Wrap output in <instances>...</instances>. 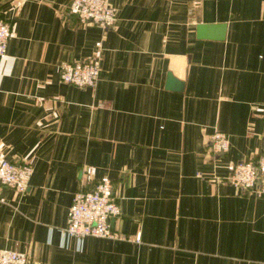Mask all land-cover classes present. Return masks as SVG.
<instances>
[{"label":"crops","instance_id":"1","mask_svg":"<svg viewBox=\"0 0 264 264\" xmlns=\"http://www.w3.org/2000/svg\"><path fill=\"white\" fill-rule=\"evenodd\" d=\"M108 1L106 28L70 0L0 6V150L34 160L25 192L0 183V248L30 264H264V198L226 180L264 152V0ZM93 55V86L60 80L61 61ZM215 129L230 145L212 156ZM84 164L111 179L129 238L62 233Z\"/></svg>","mask_w":264,"mask_h":264},{"label":"built area","instance_id":"2","mask_svg":"<svg viewBox=\"0 0 264 264\" xmlns=\"http://www.w3.org/2000/svg\"><path fill=\"white\" fill-rule=\"evenodd\" d=\"M67 13L75 14L80 23H96L106 28L114 24L116 8L108 0H70ZM10 24L0 17V55L6 53L11 36ZM101 68V58L93 55L88 58L63 60L59 64V78L63 82L77 86H93ZM230 145L228 135L215 129L209 137L208 151L215 156L225 152ZM33 157L21 162L3 156L0 150V183L23 193L29 186L33 172ZM226 180L238 188L248 189L264 198V152L257 158L241 159L227 164ZM96 166H82L81 185L71 198L67 211L66 225L62 233L81 244L84 236L109 238H129L111 226L113 216L120 213L119 204L112 196V182L107 174L95 177ZM260 180V184L257 185ZM139 234L132 238L139 240ZM0 264H30L26 252L0 248Z\"/></svg>","mask_w":264,"mask_h":264},{"label":"water","instance_id":"3","mask_svg":"<svg viewBox=\"0 0 264 264\" xmlns=\"http://www.w3.org/2000/svg\"><path fill=\"white\" fill-rule=\"evenodd\" d=\"M9 0H0V6L7 2ZM220 27V31L217 32L216 37H222L223 35V25H212V24H206V23H198L197 25V30H198V35H205L206 31L208 28L214 29ZM222 28V29H221ZM214 33V32H213ZM174 83H178L175 78L169 73L168 78H167V84L169 87H173ZM260 184V180L258 181L257 185Z\"/></svg>","mask_w":264,"mask_h":264}]
</instances>
